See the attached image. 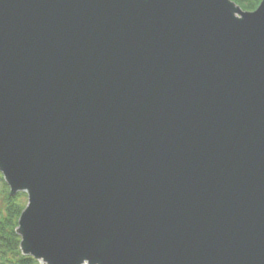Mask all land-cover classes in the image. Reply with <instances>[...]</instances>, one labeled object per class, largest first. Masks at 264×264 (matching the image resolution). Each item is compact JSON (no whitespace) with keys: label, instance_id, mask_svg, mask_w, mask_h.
I'll return each mask as SVG.
<instances>
[{"label":"water","instance_id":"95a60500","mask_svg":"<svg viewBox=\"0 0 264 264\" xmlns=\"http://www.w3.org/2000/svg\"><path fill=\"white\" fill-rule=\"evenodd\" d=\"M0 173L41 264H264V0H0Z\"/></svg>","mask_w":264,"mask_h":264},{"label":"trees","instance_id":"16d2710c","mask_svg":"<svg viewBox=\"0 0 264 264\" xmlns=\"http://www.w3.org/2000/svg\"><path fill=\"white\" fill-rule=\"evenodd\" d=\"M242 10L252 11L260 0H231ZM0 194V264H39L30 256L22 255L19 251V237L15 234L17 218L25 205V195L18 192L9 196L4 182Z\"/></svg>","mask_w":264,"mask_h":264},{"label":"rangeland","instance_id":"374dc122","mask_svg":"<svg viewBox=\"0 0 264 264\" xmlns=\"http://www.w3.org/2000/svg\"><path fill=\"white\" fill-rule=\"evenodd\" d=\"M3 179H2V177H1V175H0V190L2 189V186H3ZM25 195V194H24ZM25 197V199H24V201H25V203H26V195L24 196ZM1 198H2V196H1V194H0V207L2 206V203H1ZM17 225V224H16Z\"/></svg>","mask_w":264,"mask_h":264}]
</instances>
